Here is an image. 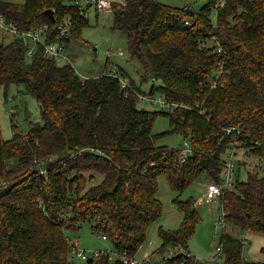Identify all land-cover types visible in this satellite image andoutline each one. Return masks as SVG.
Wrapping results in <instances>:
<instances>
[{
  "label": "trees",
  "instance_id": "1",
  "mask_svg": "<svg viewBox=\"0 0 264 264\" xmlns=\"http://www.w3.org/2000/svg\"><path fill=\"white\" fill-rule=\"evenodd\" d=\"M88 9L67 0H0L7 22L24 31L48 24L51 40L57 38V24L69 18L65 46L81 38ZM113 11V28L127 33L142 78L154 82L149 92L134 81L123 89L111 72L83 78L71 64L49 58L40 44L29 55L33 44L21 37L0 42V89L7 93L11 84H24L42 118L28 115L22 129L13 111L10 139L3 137L0 122V264H70L75 243L67 231H78L85 222L105 235L113 250L136 258L149 226L163 214L157 196L163 174L178 194L173 202L183 220L177 229L159 226L155 251L164 255L181 247L165 257L167 264H211L188 250L202 217L196 201L180 194L202 173L209 181L220 180L236 141L237 133L226 130L230 126L244 130L237 142L245 156H256L261 164L250 169L246 159L237 161L235 185L222 198L227 228L236 234L222 228L221 259L214 264H264V244L262 259L243 256L245 232L264 237V0H206L199 10L128 0ZM156 91L172 105L155 104ZM140 99L159 109L139 107ZM159 116L169 118L170 129L156 133ZM172 133L183 135L193 149L185 162V146L157 142ZM41 161L47 175L36 172ZM109 256L93 255L88 264H129Z\"/></svg>",
  "mask_w": 264,
  "mask_h": 264
},
{
  "label": "rangeland",
  "instance_id": "2",
  "mask_svg": "<svg viewBox=\"0 0 264 264\" xmlns=\"http://www.w3.org/2000/svg\"><path fill=\"white\" fill-rule=\"evenodd\" d=\"M23 3L24 0H6ZM68 1V0H67ZM172 6L188 5L195 10H199L206 0H160ZM69 2V1H68ZM89 25L83 28L80 39H70L66 42V52L71 59V65L77 73L83 77H94L105 73H110L113 69L123 70L129 81H134L143 91L149 92L153 85V80H144V69L140 61L132 55V46L128 40L127 33L123 30L113 28L114 11L97 10L94 6L90 7L87 12ZM213 20L215 12L213 11ZM14 35L6 32L0 26V42H10ZM119 50L123 53L119 54ZM110 51V53H108ZM62 62V61H60ZM63 63V62H62ZM156 86L161 84L155 81ZM160 91H156L154 96L159 97ZM7 96V97H6ZM139 107L147 109H159L146 99H140ZM13 111L15 121L22 129H27V116L34 121L42 122L40 105L34 96L26 92L24 84H11L7 89H0V122L2 135L5 139L13 136V127L11 117ZM170 129L169 118L167 116H159L153 127V131L160 133ZM158 144L168 145L169 147L185 146L184 136L180 133H172L160 137ZM243 159L247 160L248 168L259 167L261 162L256 156H245L240 153ZM241 166V164H240ZM239 166V167H240ZM209 179L206 173H202L189 187L181 194L180 198L186 200L193 198L195 201L202 197L206 191ZM178 195L172 190L163 174L158 179L157 196L163 203V214L155 222L151 223L147 233V240L135 255L138 261L145 258V254L149 253V264H167L166 256L175 255L181 251L179 247L170 249L164 255L155 251L161 243L158 235V228L162 225L164 228L177 229L183 220V213L173 202L174 197ZM201 214L202 220L196 227L195 233L188 241V250L197 258L214 264L216 257V247L219 244L222 228L215 227V218L217 207L214 203L204 201L203 204H195ZM235 228H227V231ZM69 239L72 243L78 244L80 249L90 251V256L94 251H112L113 244L109 239H103L100 234L94 233L90 224L85 222L78 231H67ZM243 256L248 260H260L263 258L261 246L264 244V237L257 232H245ZM224 258H222L223 262ZM70 264H88L87 260H83L73 252L69 256Z\"/></svg>",
  "mask_w": 264,
  "mask_h": 264
},
{
  "label": "built area",
  "instance_id": "3",
  "mask_svg": "<svg viewBox=\"0 0 264 264\" xmlns=\"http://www.w3.org/2000/svg\"><path fill=\"white\" fill-rule=\"evenodd\" d=\"M70 3L79 4L82 7H92L94 6L98 10L104 11H112L115 7H124L127 5L128 0H68ZM219 6L220 3H217ZM215 9L218 7L214 6ZM187 24H191L190 20L186 21ZM0 26L6 31L12 33L14 36L21 37L26 44H33L28 51L29 55H32L34 48L37 44H40L44 47V52L49 58L56 59L58 61H62L67 64H71V59L67 55L66 46L64 42H61L62 39L67 37L70 34L72 21L69 18H64L63 21L57 24L54 28V32L56 33V39L51 40L50 35L52 29L48 24L43 26H39L37 28L31 30H20L14 23H9L6 21L4 16L0 15ZM221 51V48H218ZM110 53V51H108ZM123 51L119 50V54H122ZM111 74L115 77H118L121 81L122 88L127 90L131 89L130 81L127 77L121 75L118 70L113 69ZM140 98H147L150 100L149 97L145 95H140ZM155 104L160 103L162 107H169L172 105L169 101H167L163 97H157L153 99ZM226 130L229 133H237L236 134V141L234 145L231 147L229 152L225 156L224 165L222 168V176L218 182L216 181H209L207 183V188L204 195L196 200V204H203L204 201L212 202L216 205V218H215V227L216 228H227V220L225 218L226 212L224 210V205L222 198L224 197L225 192L228 189H233L236 181V172H237V161L240 157V153H245V147L242 145V142H237L240 139V135L244 132V130L240 126H230L227 127ZM193 152L192 147L189 145V142H185V149L184 154L181 156V162H185L187 157L191 155ZM39 162V161H38ZM37 163L39 166L36 172L40 175H47V168L42 164ZM36 173V174H37ZM5 184L4 182L2 183ZM1 195V190H0ZM103 239H107V237L103 234H100ZM181 250V247H179ZM218 254L214 258L215 261L220 260L221 257V246L217 247ZM110 253L109 258L114 259L115 257H119L121 261H124L129 264H149V253L145 254V258L142 261H138L136 258L128 256L127 252L119 253L118 250L112 251H94L93 255H98L100 253ZM73 253H75L78 257L83 260H88L90 257V251L80 249L78 244H75L73 248ZM173 256V255H170ZM169 256V257H170ZM168 257V256H167ZM166 257V258H167Z\"/></svg>",
  "mask_w": 264,
  "mask_h": 264
},
{
  "label": "water",
  "instance_id": "4",
  "mask_svg": "<svg viewBox=\"0 0 264 264\" xmlns=\"http://www.w3.org/2000/svg\"><path fill=\"white\" fill-rule=\"evenodd\" d=\"M45 12L49 15V17L51 18L52 21L56 20L55 15H54V13H53V11L51 9H47ZM11 236H12V234H10V237ZM92 261H93V257H90L88 259V262L91 263Z\"/></svg>",
  "mask_w": 264,
  "mask_h": 264
}]
</instances>
